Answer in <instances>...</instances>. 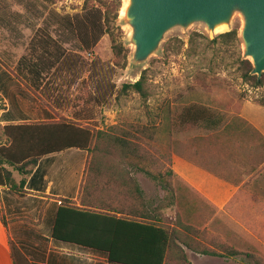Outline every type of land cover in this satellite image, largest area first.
I'll list each match as a JSON object with an SVG mask.
<instances>
[{"label": "rangeland", "instance_id": "374dc122", "mask_svg": "<svg viewBox=\"0 0 264 264\" xmlns=\"http://www.w3.org/2000/svg\"><path fill=\"white\" fill-rule=\"evenodd\" d=\"M83 2L84 0H0V75L4 77L0 79V145L7 143L3 133V126L7 123L1 122L4 117L2 110L7 107V103L16 108L21 106L25 110L23 115H12L14 120L11 123L66 120L92 131H106L110 126H117L118 135L135 141L146 158L154 163L152 169H163L170 160L165 140L167 123H173L175 132H180L179 135L186 130L206 133L207 136L203 137L208 142L209 132L203 131L206 130L204 127L188 124L180 127L175 124L173 112L180 106L202 105L222 118L223 123L239 116L253 127L241 116V112L244 111L251 117V108H264V85L253 87L240 77L238 62L242 60V45L238 37L236 44L222 45L210 41L216 35L231 29H235L238 34L242 24L239 14H234L227 26L222 30L215 29L214 33L208 32L200 23L191 24L185 30L173 28L165 34L155 53L144 63L133 66L130 64L133 46L128 41L129 28L121 20V4L116 17L113 10L109 14L107 32L91 51L81 50L75 40L56 28L54 14L71 16L79 13ZM37 28L46 29L52 37L60 40L66 54L44 77L41 86L34 88L15 75L13 81L4 75L12 73L9 62H17L21 55L28 53L30 40ZM113 43L121 46L122 52L127 50L124 67L121 62H115L120 59L112 49ZM248 61L250 62L249 59ZM142 73L143 86L148 93L144 102L135 91H120L123 83L136 81ZM259 118L258 116L257 119ZM140 129H143V133L138 132ZM125 130L134 133L124 135L122 131ZM216 142L224 156L234 152L249 160L251 157L264 155V146L256 147L257 143L249 140L239 142V150L235 146L237 141L230 145H225L220 140ZM61 152L69 156L71 161L68 164L71 168L79 162V167L83 164L84 172L89 159L86 150L70 148ZM13 175L19 179L16 171H13ZM169 182L172 188L182 186L177 191L180 220L189 218L196 224L204 217L207 221L205 227L193 224V227L183 230V233L207 237H248L253 242L252 246H247L245 241L233 244L232 248L216 244L215 251H236V255L241 256L247 264L255 263V259L259 260V264H264V166L262 172L253 177L252 183L240 189L236 197L220 212L209 209L190 212L181 209L180 201L187 200L190 195L183 189L181 182H174L171 177ZM162 191L158 199V204L163 209L160 211V223L171 226L175 222L173 208L176 206H168L170 192ZM252 194L261 196L260 201L253 200ZM72 202L75 203L73 200ZM214 218L222 220L223 225H211ZM12 245L17 248L15 244Z\"/></svg>", "mask_w": 264, "mask_h": 264}, {"label": "trees", "instance_id": "16d2710c", "mask_svg": "<svg viewBox=\"0 0 264 264\" xmlns=\"http://www.w3.org/2000/svg\"><path fill=\"white\" fill-rule=\"evenodd\" d=\"M120 4L121 0H84L82 10L79 13L71 16L54 14L56 28L75 40L81 50L91 51L107 32L106 24L109 20V14L113 10L116 17ZM210 41L222 45L236 44L238 42L237 31L231 29L222 32ZM112 49L120 59L115 62H121V66L124 67L127 50L122 52L121 46L114 43ZM65 54L66 50L60 40L52 37L46 29L37 28L30 40L28 53L21 55L17 61V69L29 80V84L38 88L41 86L44 77L62 60ZM251 68L247 59L238 62L239 75L242 80L250 83L253 87L264 85V72L257 78L256 75L250 73ZM143 83L144 74L142 73L136 81L123 83L120 91L124 93L129 90L135 91L144 102L148 93ZM176 111L173 112L172 117L176 121L175 124L180 127L188 124L200 125L209 129L212 126L210 122L216 121L214 125L216 127V139L225 145L237 141L235 144L237 150L244 140L257 143L256 147L264 146L262 135L239 116L223 123L224 120L216 116L217 114H213L210 109L198 104L180 106ZM117 130H119L117 126H110L106 131H92L88 127L66 120L42 123H7L3 126L7 143L0 145V186L8 188L18 196H24L27 193V190L24 189L26 179L42 156L70 148L86 150L89 159L79 187L80 206L69 199L60 200L51 227V237L57 241L99 250L105 249L110 255L109 262L111 264H153L144 258L113 257L114 244L103 248L101 243L86 241L77 230V226H83L85 223L95 226L109 225L114 230L119 228L121 224H128L133 226L134 229L132 230L139 232L145 241L155 242L156 248L158 244L160 250L155 264H163L169 243H174L176 239L183 241L182 236L185 234L183 230L190 229L189 226L183 225L179 218L178 212L180 210L177 208V191L182 186L177 185L172 188L169 178L171 177L174 182L176 180L182 183V181L174 175L169 164L170 160L163 169H152L151 166L154 163L149 161L140 151L139 145L135 141L118 135ZM142 130L140 129L138 132L143 133ZM122 133L129 135L134 132L125 130ZM243 158L244 156L241 155L240 159L243 160ZM239 163L244 167L237 170V173L242 175V179L245 175L249 177L239 186L232 199L236 197L240 189L252 183L253 177L262 172L264 155L256 158L251 157V159L249 158L245 162L239 161ZM261 163H263L262 166L258 167ZM13 171L18 173L19 179H16ZM138 171L157 182L161 189L170 192L168 206H176L173 208L175 210V222L172 226L160 223V205L157 208L159 209L157 220L153 222L133 221L112 214L114 213L112 206L117 203L132 207L135 200H141L145 204L144 193L133 176V173ZM182 185L184 186L183 183ZM85 196L90 197L89 204H85ZM260 197L255 194L251 198L260 201ZM154 211L155 208H153V213ZM0 221L5 224L1 210ZM177 248L181 250L179 246ZM10 250L13 264H39L29 261L12 243H10ZM200 252L214 256L237 254L236 251L219 253L203 250ZM181 253L185 262L190 264L182 250ZM248 257L251 256L248 255ZM254 261L253 264H259V260L255 259Z\"/></svg>", "mask_w": 264, "mask_h": 264}, {"label": "crops", "instance_id": "0c3cea01", "mask_svg": "<svg viewBox=\"0 0 264 264\" xmlns=\"http://www.w3.org/2000/svg\"><path fill=\"white\" fill-rule=\"evenodd\" d=\"M9 63L12 73L3 75L12 81L16 76L19 80L29 83V80L17 69V62ZM1 77L3 76L0 75V79ZM24 111L21 106L16 108L7 103V107L2 110L4 117L1 122L11 123L14 120L12 115H23ZM251 112H253L251 117L244 111L241 112V116L264 136V108L255 106L251 108ZM215 122H210L212 126L206 129L207 131L202 129L209 132L208 142L203 137L207 136L206 133L198 134L186 130L179 135L180 132H175L173 123L166 125L165 140L167 152H170V167L174 175L184 184L183 189L190 195L187 200L180 201L179 207L183 210L223 211L239 186L249 177L245 175L242 179V175L237 173V170L244 167L239 161L245 162V158L241 160L240 155L234 152L224 156L218 148ZM65 155V152H61L40 158L26 179L24 189L27 193L23 197H18L8 188L0 186V210L5 221V224L0 221V264H13L10 243L15 244L29 261L39 264H111L110 255L105 249L99 250L57 241L50 235L55 212L61 199L73 200L77 206H80L79 187L83 164L79 167L77 161L78 164L71 168L68 164L71 160ZM133 176L144 193L145 204L141 200H135L132 207L117 203L112 206L114 210L112 214L133 221L153 222L158 217V199L163 191L144 174L134 172ZM84 201L85 204H89L90 197L85 196ZM153 208H155L154 213ZM188 219L182 220V223L191 228L195 223ZM215 219L211 225L214 227L223 225L222 220ZM206 222L203 217V220L195 225L205 227ZM132 227L121 224L114 230L109 225L95 226L85 223L83 226H77V230L86 241L101 243L103 248L114 244L113 257L144 258L155 264L160 250L158 244L156 248L155 242L145 241L139 232L132 230L134 229ZM182 239L183 241L176 239L174 243H169L163 264H187L181 250L190 264H247L239 255L214 256L200 251L207 248L215 251L216 244H225V247L230 248L239 241H245L247 246L253 244L248 237L238 236L207 237L186 233Z\"/></svg>", "mask_w": 264, "mask_h": 264}, {"label": "water", "instance_id": "95a60500", "mask_svg": "<svg viewBox=\"0 0 264 264\" xmlns=\"http://www.w3.org/2000/svg\"><path fill=\"white\" fill-rule=\"evenodd\" d=\"M121 13L133 46L130 64L140 65L155 53L165 34L173 28L187 29L200 23L211 33L227 26L234 14L242 20L237 34L242 59H249L251 74L264 72V0H127Z\"/></svg>", "mask_w": 264, "mask_h": 264}, {"label": "bare ground", "instance_id": "6f19581e", "mask_svg": "<svg viewBox=\"0 0 264 264\" xmlns=\"http://www.w3.org/2000/svg\"><path fill=\"white\" fill-rule=\"evenodd\" d=\"M127 0H123L122 4H121V8H120V13H123L126 5H127ZM224 28V25H219L218 27H216L217 30H222Z\"/></svg>", "mask_w": 264, "mask_h": 264}]
</instances>
